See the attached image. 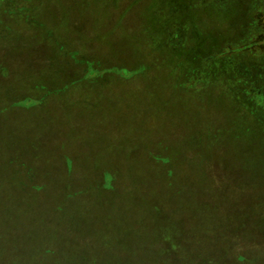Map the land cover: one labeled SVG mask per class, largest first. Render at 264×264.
Here are the masks:
<instances>
[{
	"label": "rangeland",
	"instance_id": "obj_1",
	"mask_svg": "<svg viewBox=\"0 0 264 264\" xmlns=\"http://www.w3.org/2000/svg\"><path fill=\"white\" fill-rule=\"evenodd\" d=\"M0 264H264V0H0Z\"/></svg>",
	"mask_w": 264,
	"mask_h": 264
},
{
	"label": "trees",
	"instance_id": "obj_2",
	"mask_svg": "<svg viewBox=\"0 0 264 264\" xmlns=\"http://www.w3.org/2000/svg\"><path fill=\"white\" fill-rule=\"evenodd\" d=\"M220 14V13H219ZM214 42V41H213ZM191 97V96H190ZM178 99H180V97L179 96H173V97H171V100L172 101H178ZM185 102H186V100H185ZM175 103V102H174ZM182 103V105H183V103L184 102H181ZM193 133H192V136H191V139L188 141V143H187V145L188 146H190V147H194L193 145H196V144H202V147L204 148V149H207L211 144H212V146L211 147H213L214 146V144L216 145V146H218L219 147V144L221 143L220 141H218V140H214V141H211L212 140V136L209 134V136H210V144H208L209 142L207 141H205V133H203V132H200L199 131V128H194L193 129V131H192ZM200 135L201 136V142H195L194 141V138H195V136L196 135ZM218 135H220V134H218ZM204 136V137H203ZM213 137H216V136H213ZM217 137H219V136H217ZM250 164L251 163H249V165H247V170L250 168ZM260 165H257V167H259ZM164 217V222H169L170 220H169V218H168V216H163ZM178 221V220H177ZM171 222H169V224H170ZM171 225V224H170Z\"/></svg>",
	"mask_w": 264,
	"mask_h": 264
}]
</instances>
